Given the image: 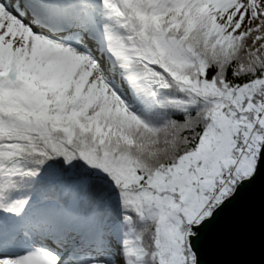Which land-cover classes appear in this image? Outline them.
<instances>
[{
	"label": "snow or ice",
	"instance_id": "obj_1",
	"mask_svg": "<svg viewBox=\"0 0 264 264\" xmlns=\"http://www.w3.org/2000/svg\"><path fill=\"white\" fill-rule=\"evenodd\" d=\"M262 159L264 0H0V264H205Z\"/></svg>",
	"mask_w": 264,
	"mask_h": 264
},
{
	"label": "water",
	"instance_id": "obj_2",
	"mask_svg": "<svg viewBox=\"0 0 264 264\" xmlns=\"http://www.w3.org/2000/svg\"><path fill=\"white\" fill-rule=\"evenodd\" d=\"M239 194V193H238ZM237 235L228 243L202 245L205 264H264V159L233 206Z\"/></svg>",
	"mask_w": 264,
	"mask_h": 264
}]
</instances>
